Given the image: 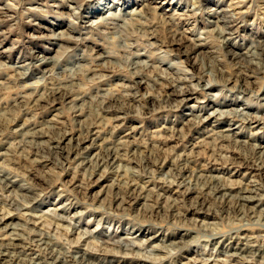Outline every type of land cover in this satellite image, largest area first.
Wrapping results in <instances>:
<instances>
[{
	"label": "rangeland",
	"instance_id": "obj_1",
	"mask_svg": "<svg viewBox=\"0 0 264 264\" xmlns=\"http://www.w3.org/2000/svg\"><path fill=\"white\" fill-rule=\"evenodd\" d=\"M0 264H264V0H0Z\"/></svg>",
	"mask_w": 264,
	"mask_h": 264
},
{
	"label": "bare ground",
	"instance_id": "obj_2",
	"mask_svg": "<svg viewBox=\"0 0 264 264\" xmlns=\"http://www.w3.org/2000/svg\"><path fill=\"white\" fill-rule=\"evenodd\" d=\"M217 19L219 18H222L223 19V14H222V11H218L216 12L215 14H213ZM242 60L244 59L245 61L249 60L250 56L247 55V53L244 55H238ZM43 62V60H42ZM210 86H207L206 88L209 89ZM192 95V92L190 91H186L184 93L181 94V97H183L185 100H190L192 97H190ZM238 112V111H236ZM211 113V112H209ZM216 113L218 112H214L212 113L209 117H213L216 115ZM221 114V113H220ZM240 115H242L241 117H243L245 114L244 113H240ZM217 118V117H216ZM207 119H210V118H207ZM257 120V119H256ZM204 121V120H203ZM258 121H261V120H257V121H253L254 123H257L258 124ZM261 123V122H260ZM233 136V135H232ZM254 192L253 191H250V190H245L244 193H243V196L240 197V200L243 201L244 203H249V202H253L255 201V197H253L251 194H253ZM246 206V205H245ZM181 241V240H180ZM233 247V246H232Z\"/></svg>",
	"mask_w": 264,
	"mask_h": 264
}]
</instances>
